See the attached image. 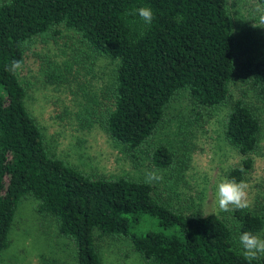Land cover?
<instances>
[{
  "label": "trees",
  "instance_id": "trees-1",
  "mask_svg": "<svg viewBox=\"0 0 264 264\" xmlns=\"http://www.w3.org/2000/svg\"><path fill=\"white\" fill-rule=\"evenodd\" d=\"M257 1V0H256ZM148 7L145 24L135 10ZM76 31L94 54L115 62L110 82L89 96L82 130L100 128L131 161L145 158L158 174L177 167L156 131L166 109L185 92L196 109L228 106L222 138L239 160L225 173L248 180L263 130L259 112L234 97L236 37L228 0H2L0 1V257L23 198L52 218L72 244L75 264H101L97 239L128 240L152 264H248L239 234L264 231V201L232 212L179 208L158 182L87 172L52 153L29 112L19 73L8 71L37 36ZM26 42V43H25ZM244 81L264 104V52L245 64ZM46 79L60 82L47 73ZM243 170V171H241ZM152 221L154 228L143 229ZM251 264H264L263 258Z\"/></svg>",
  "mask_w": 264,
  "mask_h": 264
},
{
  "label": "rangeland",
  "instance_id": "rangeland-1",
  "mask_svg": "<svg viewBox=\"0 0 264 264\" xmlns=\"http://www.w3.org/2000/svg\"><path fill=\"white\" fill-rule=\"evenodd\" d=\"M256 2L228 0L236 37L231 90L261 117L263 130L246 183L248 198L256 196L264 201V104L243 77L245 64L264 52V28H254L251 22ZM22 62L19 79L26 88L25 103L41 125L52 153L92 173L136 179L145 178L147 171L157 173L145 158L142 163L131 161L125 149L100 128L82 130L78 126L76 116L83 114L89 96L111 81L115 62L92 53L76 31L64 27L57 35L37 36L27 43ZM47 73L59 75L60 82L46 79ZM227 111L226 105L196 109L184 91L166 109L155 138L172 149L177 167L161 171L163 180L158 184L174 206L184 209L195 205L205 213L219 212L216 185L239 160L222 138L221 124ZM36 204L33 198L21 199L11 243L2 252L0 264H75L74 247L58 235L52 218L37 212ZM154 227L152 221L142 225L143 229ZM97 244L101 264H152L144 261L128 240L103 237Z\"/></svg>",
  "mask_w": 264,
  "mask_h": 264
},
{
  "label": "clouds",
  "instance_id": "clouds-1",
  "mask_svg": "<svg viewBox=\"0 0 264 264\" xmlns=\"http://www.w3.org/2000/svg\"><path fill=\"white\" fill-rule=\"evenodd\" d=\"M135 14L145 24H151L154 18L152 10L148 7H140L135 10ZM252 26L254 28H264V0H257L253 8ZM26 43V42H25ZM23 69V62L19 59H14L8 66V71L12 74H17ZM243 171V170H241ZM163 176L147 171L144 181L146 184L160 182ZM248 184L243 180L237 181L235 178H223L217 185L215 190V204L220 212H232L236 210H245L250 207L248 199ZM238 243L241 254L248 264L252 261L259 260L264 257V237L260 234H254L250 231H244L239 234Z\"/></svg>",
  "mask_w": 264,
  "mask_h": 264
}]
</instances>
